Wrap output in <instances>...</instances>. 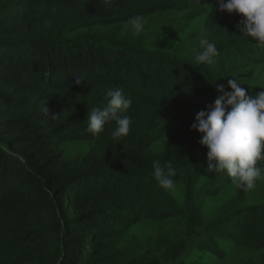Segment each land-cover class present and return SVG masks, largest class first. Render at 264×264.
<instances>
[{
	"label": "trees",
	"instance_id": "16d2710c",
	"mask_svg": "<svg viewBox=\"0 0 264 264\" xmlns=\"http://www.w3.org/2000/svg\"><path fill=\"white\" fill-rule=\"evenodd\" d=\"M208 4L215 6L208 31L218 21L220 36L211 65L148 50L126 33L134 17L197 12ZM219 4L0 0V264H166L176 260L197 227L207 233L201 204L232 179L218 173L195 190L208 149L191 125L218 97L216 84L231 91L228 80L264 63V45L237 27L241 14ZM81 77L86 82L77 84ZM115 89L133 102L126 113L130 132L113 139L112 122L94 136L87 113L105 106L107 92ZM74 140L86 142L87 153L67 160L63 144ZM162 140L163 152L155 153L154 143ZM156 160L171 162L174 180L184 181V205L153 179ZM168 217L185 228H174L162 258L119 246L138 221ZM229 222L232 228L221 225L211 240L237 237L263 249L264 264V205L245 208ZM200 249L217 251L206 241Z\"/></svg>",
	"mask_w": 264,
	"mask_h": 264
},
{
	"label": "rangeland",
	"instance_id": "374dc122",
	"mask_svg": "<svg viewBox=\"0 0 264 264\" xmlns=\"http://www.w3.org/2000/svg\"><path fill=\"white\" fill-rule=\"evenodd\" d=\"M214 8V5L208 4L203 5L197 12L149 16L144 18V28L139 34L133 33L131 25L126 33L131 36V40L143 44L148 50H160L176 56L192 58L196 51L200 50L201 38L206 37L216 46L219 43L218 21L208 31L211 22L208 21V15ZM112 27L107 28L106 31ZM151 36L153 37L150 38ZM238 80L249 93L255 95L264 91V63L256 67H248L244 74L239 75ZM176 114L174 113L169 120L167 129L174 124ZM63 149L65 159L71 160L77 155H85L88 145L84 141H66ZM153 150L155 153L163 152V140L155 142ZM200 164L204 174L197 178L196 191L207 186L218 174L206 171L207 157L201 160ZM168 193L179 204H185L186 186L182 179H176L175 189ZM261 205H264V180L257 181L255 187L248 191L241 190L231 182L218 194L206 196L201 204V210L203 222L207 224L209 230L203 233L202 227H197L193 235L186 237V246L176 260H170L166 264H260L263 249L237 242V237L226 234L216 235L211 240L210 234L220 232L221 225L232 228L229 218L237 217L245 208ZM225 217L228 220L219 222L220 218ZM217 218L219 223H216ZM174 228H185V223L176 217L144 218L130 227L119 246L130 245L134 248L135 254H141L146 250L147 253L162 258L163 246L171 242L172 240H169L176 234ZM202 241L213 245L217 251L201 250Z\"/></svg>",
	"mask_w": 264,
	"mask_h": 264
},
{
	"label": "clouds",
	"instance_id": "9594fccd",
	"mask_svg": "<svg viewBox=\"0 0 264 264\" xmlns=\"http://www.w3.org/2000/svg\"><path fill=\"white\" fill-rule=\"evenodd\" d=\"M219 8L241 14L237 27L242 35L264 45V0H220ZM144 24L143 17H134L130 21L134 34H139ZM199 48L195 53L196 65H211L219 54L215 43L206 37L200 39ZM82 82H86L82 77L76 81L77 84ZM228 87L231 91L216 84L218 97L213 104L206 106V110L196 114L191 128L203 134L200 143L208 149L206 171H226L233 184L248 191L257 181L264 180V91L249 95L236 78L228 80ZM106 100L105 106H94L87 113V130L99 136L105 132L106 125L115 122L111 137H126L131 125V118L126 113L132 100L123 89L109 90ZM153 170V179L160 187L166 191L175 189L177 172L171 162L162 165L156 160Z\"/></svg>",
	"mask_w": 264,
	"mask_h": 264
}]
</instances>
